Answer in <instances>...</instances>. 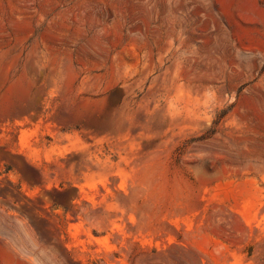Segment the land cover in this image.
<instances>
[{
    "label": "rangeland",
    "instance_id": "rangeland-1",
    "mask_svg": "<svg viewBox=\"0 0 264 264\" xmlns=\"http://www.w3.org/2000/svg\"><path fill=\"white\" fill-rule=\"evenodd\" d=\"M0 264H264V0H0Z\"/></svg>",
    "mask_w": 264,
    "mask_h": 264
}]
</instances>
